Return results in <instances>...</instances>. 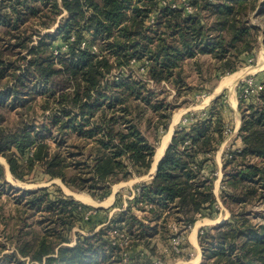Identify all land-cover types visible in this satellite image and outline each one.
Returning <instances> with one entry per match:
<instances>
[{
	"label": "trees",
	"instance_id": "obj_1",
	"mask_svg": "<svg viewBox=\"0 0 264 264\" xmlns=\"http://www.w3.org/2000/svg\"><path fill=\"white\" fill-rule=\"evenodd\" d=\"M175 2L0 0V157L15 180L31 183L38 173L104 200L112 185L148 174L176 104L195 88L183 75L185 60L209 56L218 79L239 70L260 33L264 45V31L248 19L259 9L264 20V0H190L188 13ZM223 108L217 99L189 113L191 123L174 132L153 178L106 227L76 232L71 246L85 205L60 189L52 197L48 187L10 188L40 216L41 233L17 237L9 262L119 264L112 225L132 251L155 256L153 240L167 237L169 220L187 233L200 218H215L217 177L207 168L224 139ZM239 109L242 148L224 154L219 191L229 216L199 230L202 264H264V216L253 211L264 206V89L257 106ZM4 176L0 165L2 186ZM116 207L117 200L109 209Z\"/></svg>",
	"mask_w": 264,
	"mask_h": 264
},
{
	"label": "rangeland",
	"instance_id": "obj_2",
	"mask_svg": "<svg viewBox=\"0 0 264 264\" xmlns=\"http://www.w3.org/2000/svg\"><path fill=\"white\" fill-rule=\"evenodd\" d=\"M169 1L171 4H176L175 1H177L178 3H184L186 6L185 12H190V8L189 6H187L189 5L190 0ZM258 11L259 9L255 10L248 19L252 25L260 27L263 32L264 20L263 18L257 16ZM55 27L56 25H54L51 29L55 30ZM55 44L56 50L59 49V51L61 50L62 52L66 50V46L63 45V43H61L60 41L57 40ZM56 50L54 51V54L58 53V51ZM261 55L264 57V45L262 43V34L260 33L257 47L251 54L242 57V65L241 67H239V70L234 73H225L218 79H215L213 72H211L212 68L214 67V65H212L214 62L209 56H200L197 59L185 60L183 62V75L186 79V82L195 88L193 91L185 94V96H183V98L176 104L180 105L175 110L171 118V122L168 126L167 132L169 131L172 124L173 130L176 131L178 127H183L184 125L191 123V119H188L189 113L204 112L208 110L214 100L219 99V104L224 107L222 109V117L225 124L223 130L224 139L218 150H220L222 144L223 148H221V156L217 160L213 159L212 166L210 168H207V175H213L214 173L217 177L214 181V192L217 198V207L220 208V211L213 219H209L206 217L200 218L197 221L199 222L198 227L195 228L194 225L187 233H180V227L178 225H175L172 220H169L167 222V225H165L167 230V237L164 239L157 237L153 240V246L155 247L156 251L155 253H157V255L155 256H150L147 250L141 248L132 251L131 248L127 245L129 239L127 234L118 229V227L112 225L111 228H108L107 234L110 241H112V244H118V246H120L123 250L119 264L190 263L196 258H199V264H202V252L198 244L199 230L206 226L221 224L223 223L222 221H224L225 218L229 216L228 210L224 206H222L219 199V191L221 180L223 177V156L224 154L227 155L230 150L237 151L242 148L241 140L238 141L237 139L240 128L234 136L230 137L231 132L233 131L235 126L231 125V122L233 121L232 119L226 120V112H230V107L235 102L238 106L239 114L241 117V119H239L241 127L242 110L239 109V105L241 103L242 109L244 111L245 107H247L248 105L257 106V104L259 103V95L264 89V69H261V72L259 73L249 72L242 75V77H240L232 87L229 85H222L221 83L227 80L229 76L240 73L248 67L256 66L258 57H260ZM138 65L139 64H136L135 66L128 68V70L132 69L135 71ZM249 80L252 81V85H248ZM246 90L248 92H246ZM211 98H213L212 101H210ZM13 115V113L9 114L10 122L13 121ZM14 119H16V117H14ZM174 119H176L175 123H173ZM166 133L162 134L158 145H160L162 138ZM0 165L3 167L5 175V185H0V264H14L9 262L8 257L13 255L16 251L17 237L31 239L33 235H39L41 233V228L37 225H34L35 221H38L40 219V216H31L33 212L28 211L21 203L22 201L20 202L21 195L19 193L10 191V188L14 190L19 189L23 191H35L37 189L48 187V190L51 193L52 197H54V195H57V189H60L65 196H70L75 201L81 203L82 205H85L88 209L82 210V218L76 221L75 226L69 233V237L72 239V242L70 244L71 246L75 243L76 232L80 235H85L89 232V230L92 232V230L94 229L95 232L100 228L106 227L112 215L118 213V211L124 210L127 206V202L133 199V197L137 193V187L140 184L146 183L151 180L150 168L148 174L146 175L134 176L128 181H122L112 185L109 195L102 201H96L85 192H77L71 190L63 185L60 180H47V177L38 173L34 174L31 183L19 182L15 180L11 174V177L9 178L7 174V171L9 172L8 164L2 157H0ZM22 184L24 185V187ZM26 186L29 187L27 188ZM75 195H84L91 201L83 202ZM116 200L117 207L109 209L112 207ZM104 201L105 203H107V205L105 203L104 205H102ZM253 211L255 214H262L264 216L263 205H259ZM206 221L210 222H208V224H204V222ZM194 228L196 229L195 238H192ZM195 239L197 245L195 244ZM17 256L18 259L24 260V258H21L18 254Z\"/></svg>",
	"mask_w": 264,
	"mask_h": 264
},
{
	"label": "crops",
	"instance_id": "obj_3",
	"mask_svg": "<svg viewBox=\"0 0 264 264\" xmlns=\"http://www.w3.org/2000/svg\"><path fill=\"white\" fill-rule=\"evenodd\" d=\"M261 69H264V57L261 55L260 57H258V60H257V62H256V66H252V67H248V68H246L245 70H243V71H241L240 73H236V74H234V75H237V74H239V76L237 77V79L235 78L234 79V81L231 83V84H229V86H233L234 85V83L240 78V77H242V75H244V74H246V73H249V72H253V73H259V72H261ZM215 97V96H214ZM212 99L213 98H211L210 99V101H212ZM209 101V102H210ZM231 110H230V112H226V115H227V118H226V120H233L232 122H231V125L232 126H235V128L233 129V131L231 132V135H230V137L231 136H234L237 132H238V129L240 128V123H239V119H241V117H240V114H239V110H238V106H237V104L234 102L232 105H231ZM233 128V127H232ZM174 130H173V126H172V134H171V138H172V136H173V134H174ZM171 138H170V140H171ZM237 139H238V141L240 140L238 137H237ZM170 140H169V142H170ZM169 144V143H168ZM221 148H223V144H222V147ZM221 148H220V150H218L216 153H215V156H214V159H218L220 156H221ZM157 167V166H156ZM154 173H151V178H153V175ZM215 191V190H214ZM214 194H215V192H214ZM228 217H226L225 218V220L227 219ZM224 220V221H225ZM224 221H222V222H224ZM208 222H210V221H208ZM208 222L206 221V222H204V224L206 223V224H208ZM196 223H198L199 224V222H196ZM194 230L196 231V229L194 228ZM195 231H193V233H194V238H195ZM193 233H192V236H193ZM193 238V237H192ZM195 244L197 245V242H196V239H195ZM198 260H199V258H198ZM200 261V260H199ZM198 261V264L200 263Z\"/></svg>",
	"mask_w": 264,
	"mask_h": 264
},
{
	"label": "bare ground",
	"instance_id": "obj_4",
	"mask_svg": "<svg viewBox=\"0 0 264 264\" xmlns=\"http://www.w3.org/2000/svg\"><path fill=\"white\" fill-rule=\"evenodd\" d=\"M239 76V74H237V75H232V76H229V78L227 79V80H225L224 82H222L221 84L222 85H229V84H231L233 81H234V79L235 78H237ZM176 122V119H174V122L173 123H175ZM172 126H173V124L171 125V127H170V129H169V131L163 136V138H162V141H161V143H160V145H158L157 146V148H156V155H155V157H154V162H153V164H152V167H151V173H154V171H155V169H156V164H157V161L159 160V158H160V156L163 154V152L165 151V148H166V146L168 145V143H169V140H170V138H171V134H172ZM7 174H8V176H9V178L11 177L10 176V173L7 171ZM8 178V177H7ZM11 181V180H10ZM13 182V181H12ZM14 183V182H13ZM17 183V182H16ZM18 184V183H17ZM23 185V184H22ZM23 187H24V185H23ZM27 188L29 187V186H26ZM64 187V186H63ZM65 188V187H64ZM67 191V190H66ZM69 194V193H68ZM77 198H79V199H81L83 202L84 201H91L88 197H86V196H84V195H75ZM104 203H105V201L103 202V204L102 205H104ZM106 205H107V203H105ZM198 223H196L195 224V228L196 227H198ZM193 231H195L194 229H193ZM193 238H194V233H193V236H192ZM198 258H196L194 261H192V262H190V263H176V264H198Z\"/></svg>",
	"mask_w": 264,
	"mask_h": 264
},
{
	"label": "water",
	"instance_id": "obj_5",
	"mask_svg": "<svg viewBox=\"0 0 264 264\" xmlns=\"http://www.w3.org/2000/svg\"><path fill=\"white\" fill-rule=\"evenodd\" d=\"M168 145H169V144H168ZM168 145L166 146V148L168 147ZM166 148H165V150H166ZM164 152H165V151H164ZM164 152H163V154L160 156L159 160L157 161V164H158V162L161 160V158L163 157ZM155 155H156V151H155L154 157H155ZM154 157H153V159H154ZM153 162H154V161H153ZM157 164H156V166H157ZM156 170H157V168L155 169L154 174H155ZM154 174H153V175H154Z\"/></svg>",
	"mask_w": 264,
	"mask_h": 264
},
{
	"label": "built area",
	"instance_id": "obj_6",
	"mask_svg": "<svg viewBox=\"0 0 264 264\" xmlns=\"http://www.w3.org/2000/svg\"><path fill=\"white\" fill-rule=\"evenodd\" d=\"M248 85H252V81L251 80L248 81ZM246 92H248V91L246 90Z\"/></svg>",
	"mask_w": 264,
	"mask_h": 264
}]
</instances>
